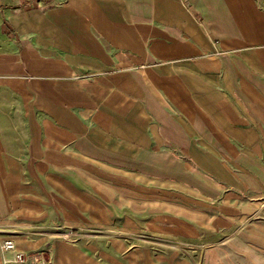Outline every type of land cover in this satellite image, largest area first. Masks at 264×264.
<instances>
[{"label": "crops", "instance_id": "0c3cea01", "mask_svg": "<svg viewBox=\"0 0 264 264\" xmlns=\"http://www.w3.org/2000/svg\"><path fill=\"white\" fill-rule=\"evenodd\" d=\"M261 210L258 0H0V264H160Z\"/></svg>", "mask_w": 264, "mask_h": 264}, {"label": "rangeland", "instance_id": "374dc122", "mask_svg": "<svg viewBox=\"0 0 264 264\" xmlns=\"http://www.w3.org/2000/svg\"><path fill=\"white\" fill-rule=\"evenodd\" d=\"M149 245L160 264H264V210L219 240L197 245L161 238Z\"/></svg>", "mask_w": 264, "mask_h": 264}, {"label": "built area", "instance_id": "2783aa9c", "mask_svg": "<svg viewBox=\"0 0 264 264\" xmlns=\"http://www.w3.org/2000/svg\"><path fill=\"white\" fill-rule=\"evenodd\" d=\"M258 2L264 6V0H258ZM13 246L11 240H6L4 243L5 248H11ZM17 258L21 262L20 264H47L46 261L40 257H36L32 262L25 263L24 262V255L23 254H18Z\"/></svg>", "mask_w": 264, "mask_h": 264}]
</instances>
